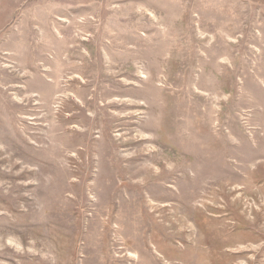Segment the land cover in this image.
Here are the masks:
<instances>
[{"label": "rangeland", "instance_id": "374dc122", "mask_svg": "<svg viewBox=\"0 0 264 264\" xmlns=\"http://www.w3.org/2000/svg\"><path fill=\"white\" fill-rule=\"evenodd\" d=\"M0 264H264V0H0Z\"/></svg>", "mask_w": 264, "mask_h": 264}]
</instances>
